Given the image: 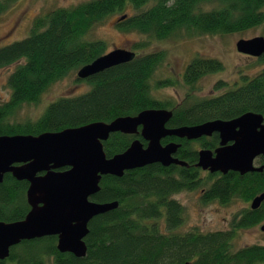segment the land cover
I'll return each mask as SVG.
<instances>
[{
  "label": "trees",
  "instance_id": "obj_1",
  "mask_svg": "<svg viewBox=\"0 0 264 264\" xmlns=\"http://www.w3.org/2000/svg\"><path fill=\"white\" fill-rule=\"evenodd\" d=\"M12 1L0 0V14ZM210 3L211 8L203 7ZM129 5L135 13L121 19L117 27L157 39L179 30L188 34H226L264 23V0H81L69 7L49 10L35 18L25 37L0 47V67L16 64L7 79L10 96L0 103V135L57 132L96 121L110 122L145 109L171 110L170 125L177 127L214 119L229 120L248 111L264 116V67L250 78L242 77L241 82L230 89L200 99L191 94L194 83L206 73L221 70L222 66L218 60L195 56L182 75L183 83L191 90L186 98L182 102L160 100L152 90L171 84L172 80H159L152 85V75L164 58V51H155L135 53L128 62L83 79L89 85L86 91L76 96L58 97L35 119L15 118L24 104L37 103L51 84L106 53L103 41L87 39V35L95 24L110 14L123 12ZM261 59L264 60V54ZM136 137L111 133L103 141L106 156L125 151ZM198 143L211 148L215 141ZM195 145V142L186 144L184 141L177 151L178 159L185 161L186 166L152 163L127 170L121 177H101L100 189L91 200L117 201L118 206L91 219L84 257L60 252L56 248V237L44 236L22 241L11 252V259L19 264L264 262V244L240 248L232 244L239 229L264 222V201L256 209L234 215L226 230L174 231L185 218L184 207L173 197L181 190L204 187L201 201L218 200L220 203L235 197L249 201L264 191V172L241 175L229 171L203 176L195 165ZM212 178L214 181L210 183ZM26 188V182L17 181L8 173L4 175L0 183V221L13 222L25 217L29 211ZM163 213L166 232L158 223Z\"/></svg>",
  "mask_w": 264,
  "mask_h": 264
},
{
  "label": "water",
  "instance_id": "obj_2",
  "mask_svg": "<svg viewBox=\"0 0 264 264\" xmlns=\"http://www.w3.org/2000/svg\"><path fill=\"white\" fill-rule=\"evenodd\" d=\"M125 16H122L123 19ZM237 51L255 57L264 54V36L239 39ZM135 52L112 49L77 70L85 79L112 66L128 62ZM172 117L168 109H145L136 115L120 116L110 122L96 121L75 128L39 135H0V183L9 173L26 180L30 210L18 221H0V259L9 256L10 247L22 240L57 236L56 248L76 257L87 252L85 237L89 222L99 214L118 206L117 201L95 202L91 196L99 191L104 175L121 177L125 171L152 163L163 166L187 163L173 154L179 143L163 144L166 136L196 139L219 132L220 146L214 152L198 151L195 164L210 172H264V164L255 166L254 159L264 155V116L248 111L233 119H214L196 125L167 128ZM138 126H141L138 131ZM114 132L139 133L145 144L134 139L128 148L107 157L103 141ZM232 141L231 144H226ZM264 201V191L251 201L256 209ZM264 233V222L260 226Z\"/></svg>",
  "mask_w": 264,
  "mask_h": 264
},
{
  "label": "rangeland",
  "instance_id": "obj_3",
  "mask_svg": "<svg viewBox=\"0 0 264 264\" xmlns=\"http://www.w3.org/2000/svg\"><path fill=\"white\" fill-rule=\"evenodd\" d=\"M80 1L13 0L9 7L0 14V47L25 37L38 16L54 8L69 7ZM203 7L211 8L212 4H206ZM133 12L134 9L129 5L124 8L123 12L108 15L92 27L87 39L103 41L106 52L115 48L132 50L137 55L164 51L163 61L158 65L151 79L153 86L159 80H172L171 84L154 87L152 90L153 95L160 100L182 102L186 98V93L191 90L183 83L182 75L187 64L195 56L218 60L222 66L221 70L206 73L194 83L191 94L200 99L228 90L237 82H241L242 77L250 78L264 67V60L261 57L250 56L236 49V42L239 39L264 35V23L226 34H188L185 30H179L166 38L157 39L135 30H122L117 27L122 16L126 17ZM15 66L16 64L13 63L0 67V103L10 96L7 79ZM88 88L87 82L78 78L77 70H75L51 84L41 94L37 103L24 104L17 111L15 118L18 120L35 119L49 102L61 96L79 95ZM174 197L183 203L186 210L182 225L174 229L177 233L186 232L191 227L197 228L202 233L226 230L236 210L244 205L240 198H233L225 205L219 202H202L197 191L178 192L174 194ZM158 223L166 232L163 216ZM262 224L263 222L250 228L239 229L232 241L233 247L264 244V233L260 230ZM48 264L51 262L49 261ZM259 264H264V262Z\"/></svg>",
  "mask_w": 264,
  "mask_h": 264
},
{
  "label": "flooded vegetation",
  "instance_id": "obj_4",
  "mask_svg": "<svg viewBox=\"0 0 264 264\" xmlns=\"http://www.w3.org/2000/svg\"><path fill=\"white\" fill-rule=\"evenodd\" d=\"M233 119V118H232ZM230 120V119H229ZM209 121V120H208ZM166 127L167 128H175V127H177V126H172V125H170V120H168L167 122H166ZM140 128H141V126H138V131L140 130ZM131 135H135V136H138V137H141L140 136V134L139 133H133V134H131ZM138 137H136V138H138ZM135 138V139H136ZM167 138V140H166V142H164L163 144H166V143H169V142H175V143H179L180 144V146L178 147V149L181 147V145H182V143L185 141L186 142V144H189V142H195L196 143V145L194 146V147H196V151H197V160H196V162L195 163H197V161H198V151L200 150V149H208V150H211L212 152H214V150L217 148V147H219L220 146V141H221V138H220V136H219V132H217V131H214V132H212L210 135H203V136H201V137H198V138H196V139H187V138H179V137H176V136H166V137H164V138H162V139H166ZM161 139V140H162ZM211 141V140H214L215 141V144H214V146H212L211 148L210 147H204V146H202V145H199V143L198 142H204V141ZM232 143V141H228L226 144H231ZM178 149L176 150V152L173 154V157H176V158H178ZM262 156H264V155H259L258 157H256L255 159H254V165L255 166H259V165H263L264 164V162H262ZM171 165V164H170ZM175 165H177V164H175ZM169 166V165H168ZM181 166V165H180ZM197 167V166H196ZM198 168V171H200V172H202L203 174H213V175H218V174H223V173H221V172H210L209 170H203V169H201V168H199V167H197ZM229 172V171H228ZM234 172H236V171H234ZM237 173H239V172H237ZM9 174V173H8ZM11 175V174H10ZM212 177H214V176H212ZM12 178L13 179H15L13 176H12ZM15 180H17V179H15ZM17 181H24V182H26L27 183V188H28V182L26 181V180H17ZM213 181H214V178H212L209 182L210 183H213ZM209 183V184H210ZM27 188H26V190H27ZM205 188L204 187H202V188H199V187H195V188H192V189H190V190H181V191H179V192H182V191H189V192H194V191H197V195L198 196H200V198H201V195H202V193H203V190H204ZM178 193V192H177ZM176 193V194H177ZM173 197H174V195H173ZM255 197V196H254ZM253 197V198H254ZM235 198H238V197H235ZM253 198H251L249 201H247V200H245V199H242V198H240L241 199V201H243L244 202V205L241 207V208H238L237 210H236V214H234V215H242L244 212H246V210L247 209H252L251 208V201H252V199ZM174 199L175 200H177L183 207H184V205H183V203L182 202H180L177 198H175L174 197ZM232 199H230L229 201H227V202H225V203H220L218 200H210V201H208V202H219L220 204H222V205H225V204H227V203H229L230 201H231ZM200 201H201V199H200ZM26 203H27V205H28V209H27V211L28 210H30V205L28 204V202H27V198H26ZM184 209H185V207H184ZM186 211V210H185ZM233 215V216H234ZM163 218H164V213H163ZM183 223V222H182ZM182 223L179 225V226H181L182 225ZM179 226H177V227H179ZM190 230H198L197 228H195V227H191L190 229H188L187 231H190ZM186 231V232H187ZM199 231V230H198ZM51 236H55L56 237V244H57V236L56 235H51ZM35 239H37V238H35ZM35 239H30V240H22V241H33V240H35ZM22 241H20L18 244H16V245H13V246H11L10 247V253H9V256L7 257V258H5V259H0V264H9V263H11V264H19V263H17V261L16 260H13V259H11V257H10V255H11V252L16 248V246L17 245H19Z\"/></svg>",
  "mask_w": 264,
  "mask_h": 264
},
{
  "label": "bare ground",
  "instance_id": "obj_5",
  "mask_svg": "<svg viewBox=\"0 0 264 264\" xmlns=\"http://www.w3.org/2000/svg\"><path fill=\"white\" fill-rule=\"evenodd\" d=\"M173 117V116H172Z\"/></svg>",
  "mask_w": 264,
  "mask_h": 264
}]
</instances>
